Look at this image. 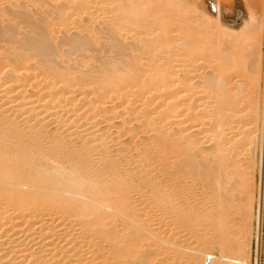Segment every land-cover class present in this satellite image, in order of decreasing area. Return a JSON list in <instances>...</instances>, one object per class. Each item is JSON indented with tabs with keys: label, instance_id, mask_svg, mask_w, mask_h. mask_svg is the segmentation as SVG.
Listing matches in <instances>:
<instances>
[{
	"label": "bare ground",
	"instance_id": "1",
	"mask_svg": "<svg viewBox=\"0 0 264 264\" xmlns=\"http://www.w3.org/2000/svg\"><path fill=\"white\" fill-rule=\"evenodd\" d=\"M36 1L0 3V264H219L238 178L241 214L252 219L259 143L258 246L264 105L256 96L239 117L240 82L224 62L202 74L194 64V55H207L195 14L217 30L215 41L238 44L251 38L254 17L237 24L239 10L223 16L209 3L199 12L196 0H43L29 8ZM210 42V52L219 50ZM218 50L209 54L220 60ZM203 224L213 230L200 232Z\"/></svg>",
	"mask_w": 264,
	"mask_h": 264
},
{
	"label": "rangeland",
	"instance_id": "2",
	"mask_svg": "<svg viewBox=\"0 0 264 264\" xmlns=\"http://www.w3.org/2000/svg\"><path fill=\"white\" fill-rule=\"evenodd\" d=\"M1 2V6L4 4H6V3H2V2H4V0H0ZM19 1H23V0H19ZM196 2L197 3H195L194 2V4H198V5H196V6H201V5H204L203 7L201 6H199L200 8L198 9V11L200 12V10L203 8H205V5L206 4H209V3H211L213 6H215L214 8H216V5H218L217 7L219 8V6H220V13L223 15V16H226V15H228V16H230V17H233L234 15H235V12H236V9L237 10H239V14H238V16L236 17V22H237V24L238 23H240V21H241V19H243L244 20V18L246 19V17H247V19L249 18V15H252L253 17H254V19H250L249 18V24L250 25H248L249 27H248V29L250 28V30L249 31H251V29L253 28V27H255L254 28V30L252 31V34H251V38L250 39H248V40H246V41H244L243 42V40H242V42H241V40H239L238 42H239V44L237 43V40H231V38H228L227 36H220V37H222L223 39H220V40H222V42L220 41L219 42V40L218 41H215V40H217V38L219 39V36H218V34H217V30L215 29V31H213L212 30V33H211V30L205 25V23L202 21V20H200V19H198V16L197 15H199V14H195V20L196 21H198L199 20V22L197 23V25L199 24V26H197V28H195V30H196V37L200 40L199 42H201V44L203 45V46H205V45H207L206 47H204V48H201V50L200 51H206V53H207V55L205 54V53H202V54H200V52H197V53H199L200 54V56L201 55H206V57L204 58V60H203V57H204V55H203V57L201 56H199V57H195V55H194V59H196L197 61H194V64L196 65V67H197V69H196V72H198L199 74H202V73H205V72H209V71H211V72H213L215 69H213L214 68V66L215 65H218V63L220 64V62H224L223 63V66H225V68H224V73L225 74H229L228 75V78H232V79H235V81L237 80V81H239L240 82V85H236L235 87H234V90H233V95L236 97V98H240V100H241V102H240V104H239V109H240V111L238 112V115H239V117L241 116V117H243V116H245V117H243V118H246L247 117V113H249V111L251 110L250 108H251V102H250V100L253 98V100H255L254 98L256 97V96H258V97H256L258 100H259V105H260V107H261V110H262V105H264V0H196ZM29 4V3H28ZM44 6L45 5V3L43 2V0H37L34 4H31V5H29V8L31 7L32 9H36L37 8V6ZM0 6V7H1ZM42 8V7H41ZM44 8H46V7H43V9ZM42 9V10H43ZM47 9V8H46ZM48 9H49V7H48ZM45 10V9H44ZM247 10V11H246ZM198 11H196V13L198 12ZM201 12H203V11H201ZM224 13V14H223ZM234 14V15H233ZM51 16V15H50ZM200 17V16H199ZM202 17V16H201ZM203 23H202V22ZM7 23V22H6ZM196 23V22H195ZM259 23V24H258ZM5 24V22L3 23V25ZM205 26H204V25ZM20 26V25H19ZM24 27V26H23ZM22 25L20 26V28L21 29H19V27H18V29L19 30H22ZM256 27H257V29H256ZM204 28H208L207 30L206 29H204ZM212 28V27H211ZM197 29H199V31L200 32H198V30ZM23 31V33H24V30H22ZM22 31L20 32V34H22ZM256 31H257V33H256ZM216 32V33H215ZM198 33V34H197ZM214 33V34H213ZM19 34V36L21 37V35ZM207 35V36H206ZM214 35V36H213ZM217 35V38L215 39V36ZM102 36V35H101ZM214 37V38H213ZM213 38V39H212ZM226 38V39H225ZM259 38V39H258ZM197 39V40H198ZM212 39V40H211ZM210 40H211V42H210ZM231 40V45H230V42H228L227 43V41H230ZM204 42V43H203ZM208 42V43H207ZM209 42L210 43H215L216 42V44H215V46L217 47V44H218V42H219V50L218 49H212V52H210L209 50L211 49V47L212 46H214V45H210L209 44ZM224 42V43H223ZM233 42L235 43V44H233ZM254 42H257L256 43V45H255V47L257 48V49H259V52H260V55H261V57H260V60H261V63L259 64L260 65V67H259V72H260V86H259V88L260 89H255L254 87H253V85H252V82H251V79L253 78V76H254V74H255V67H256V64H255V61H254V59L253 58H255L256 59V57H253L252 58V56H255V52H257V51H255V50H257V49H255L254 50V47H251V44L253 45L254 44ZM221 43V44H220ZM0 44H3V43H0ZM237 44V45H236ZM243 45V46H242ZM245 45V46H244ZM239 46V47H238ZM254 46V45H253ZM102 46L100 45V48H101ZM208 47V48H207ZM215 47V48H216ZM242 47V48H241ZM248 47V49H246ZM99 48V47H98ZM237 48H238V50H237ZM241 49V50H240ZM250 49V51H248ZM208 50V51H207ZM214 50H216V53H217V50L218 51H223L224 53H222V56L223 55H227V57L228 58H226V55H225V57L223 56L220 60H217L216 58L218 57V54L220 53V52H218V54H216V58L214 57L215 55H213V57H212V55L211 54H209V53H213V51ZM240 50V53H237L238 51ZM215 52V51H214ZM232 52V53H231ZM233 52H236V53H234L233 54ZM196 53V56L198 55ZM230 53V54H229ZM101 54H102V52H101ZM101 54H99V55H101ZM211 55V56H210ZM220 55H221V53H220ZM232 55V56H231ZM231 56V57H230ZM237 56V57H236ZM238 56H240V58L238 57ZM235 57L236 59L237 58H239V59H237V60H235V59H233V58ZM243 57H244V60H243ZM245 57L248 59V60H246L245 61ZM249 57V58H248ZM211 58V59H210ZM213 58L214 59H216V60H213ZM223 58H224V60H223ZM251 58V59H250ZM209 59V60H208ZM226 59H227V61H226ZM232 59V61H231V63H229V61ZM212 60V61H211ZM229 60V61H228ZM235 61H239V63L238 62H236L237 63V65H236V63H234ZM250 61H253L252 63L253 64H255V66H253L252 64H251V62ZM215 63H217V64H215ZM215 64V65H214ZM222 64V63H221ZM228 64V65H227ZM234 64V65H233ZM253 66V68H251ZM216 67V66H215ZM195 69V68H194ZM230 76V77H229ZM252 76V77H251ZM253 80V79H252ZM257 93V94H256ZM263 96V97H262ZM262 101V102H261ZM250 102V103H249ZM250 104V105H249ZM241 105V106H240ZM250 107V108H249ZM248 109H250V110H248ZM248 110V111H247ZM115 122H116V120H115ZM237 122V119L234 121V124ZM243 125V123L242 124H240V123H238V124H236V126H238V127H240V126H242ZM247 126V125H246ZM201 129L202 128H204V126L203 127H201V126H199ZM245 127V126H244ZM115 128H117L116 126H114L112 129L115 131ZM242 128V127H241ZM246 128H248V127H246ZM114 131H112V132H114ZM115 134L113 133V136H114ZM117 135V134H116ZM127 136H125L124 138H126ZM123 138V139H124ZM140 138H138V140H139ZM206 143H204V145H205ZM256 150H255V161H256V165H255V168H254V170H253V175H252V180H253V185L251 186V187H253V188H250L249 190H248V192L249 191H251L250 193V195H251V200H250V203H252L251 204V210H250V212L249 213H251V214H249V216H251V218L252 219H250L249 221H245L244 220V218H243V215L241 214L242 213V209H241V207H242V205H244V202H243V200L245 199L244 198V196L246 197V194H245V188L242 186V183L241 182H239V178H238V182H239V184L237 185V183L235 184V182L232 184V186H231V188L234 190V187L235 186H237L235 189L236 190H234L235 192H233L232 191V189H231V191L233 192V196H234V194H235V196L233 197L235 200H233V204L236 202L237 203V201H238V203L236 204V205H234V206H232V204H231V212H230V207L228 208L229 209V211H228V214H229V212H230V214H231V216L229 215L228 216V218H226L225 220H226V223L229 225L230 223H231V229L229 228H225V230L227 231V229H228V231H231V232H228V237H229V243H228V245H230L229 246V250H227L228 252L226 253V256H227V258L229 259V260H227V258L226 259H224V260H221L220 262H219V264H240L239 262H241L242 264H255L254 263V261L258 258V260H257V264H264V194H263V202H262V208H261V224H260V239H259V242H258V246H257V243H256V239H255V232H256V219H255V214H256V203H257V189H258V191H259V187H258V178H259V167H258V160L260 159V157H259V155H260V153H259V149H260V145H259V143L258 144H256ZM244 152L242 153H240L238 156H239V158H243L244 157ZM243 161V159L241 160V162ZM263 178H264V173H263ZM198 181V180H197ZM197 181L195 182V184L197 183ZM200 184H201V182L200 183H198V185H196V187H198V191L200 190ZM262 188H264V179H263V182H262ZM203 186V184H201V189L203 188V190L205 189L204 188V186ZM230 186V185H229ZM205 187H206V185H205ZM242 187V188H241ZM209 188V187H208ZM243 188H244V190H243ZM253 189V190H252ZM243 190V191H242ZM263 191L262 192H264V189H262ZM238 191V192H237ZM248 192H246V193H248ZM242 194H243V196H242ZM249 194V193H248ZM253 195V196H252ZM240 196V197H239ZM242 196V197H241ZM249 197V196H248ZM240 198V200H238V199ZM244 198V199H243ZM243 199V200H242ZM237 200V201H236ZM245 201V200H244ZM241 203H242V205H241ZM241 205V206H240ZM236 208V209H235ZM233 210V211H232ZM232 212H233V216H232ZM227 214V213H226ZM225 214V215H226ZM227 216V215H226ZM233 220H235L234 222H232ZM231 221V222H230ZM205 222V221H204ZM204 222H202V223H204ZM201 223V224H202ZM205 224V223H204ZM203 224V225H204ZM208 224V223H207ZM203 225H199V226H202L203 227ZM209 225V224H208ZM208 225H206V226H208ZM227 225V226H228ZM205 225H204V227H203V229H202V227H198L199 228V230H200V232H202V231H204V228H206L205 229V231L204 232H206V231H212L213 230V228H210L209 226V228L208 227H206ZM243 226H244V228H243ZM250 227V228H249ZM256 227V228H255ZM243 228V229H242ZM247 228V229H246ZM225 230H224V232H225ZM216 230H214V233H216L215 232ZM251 233H250V232ZM245 232H247V233H245ZM227 232H225V234H226ZM229 233H231V235H229ZM245 233V234H244ZM250 234V235H249ZM235 235V236H234ZM237 236V237H236ZM241 238V239H240ZM242 239H243V241H242ZM245 239V240H244ZM237 240V241H236ZM249 241V242H248ZM238 242V243H237ZM238 246V247H237ZM244 246H246L245 247V249H244ZM249 246V247H248ZM249 249V250H248ZM240 250V251H239ZM236 251H239L238 253L236 252ZM255 251H257V252H255ZM214 252L215 253H217L218 252V250L217 249H214ZM235 252V253H234ZM256 254V255H255ZM248 255V256H247ZM245 256H247V258L245 257ZM254 258H256L255 260H254ZM234 260H236V261H239L238 263H234L233 261ZM243 261V262H242Z\"/></svg>",
	"mask_w": 264,
	"mask_h": 264
}]
</instances>
